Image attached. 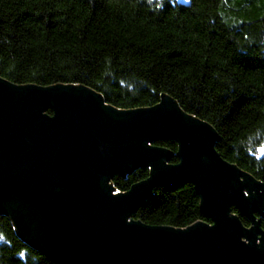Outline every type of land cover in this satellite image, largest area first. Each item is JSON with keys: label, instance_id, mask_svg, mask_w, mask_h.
Returning <instances> with one entry per match:
<instances>
[{"label": "water", "instance_id": "1", "mask_svg": "<svg viewBox=\"0 0 264 264\" xmlns=\"http://www.w3.org/2000/svg\"><path fill=\"white\" fill-rule=\"evenodd\" d=\"M161 139L178 141V162L155 144ZM219 139L168 95L148 108L119 110L85 86L0 77V212L57 264H264L256 216L264 213V182L225 160ZM141 166L150 176L129 190L107 183ZM186 182L210 222L175 228L132 217L157 187Z\"/></svg>", "mask_w": 264, "mask_h": 264}, {"label": "trees", "instance_id": "2", "mask_svg": "<svg viewBox=\"0 0 264 264\" xmlns=\"http://www.w3.org/2000/svg\"><path fill=\"white\" fill-rule=\"evenodd\" d=\"M5 0L0 77L16 85L85 86L119 110L172 97L218 132L216 149L264 182V0ZM47 112L52 113L49 109ZM179 161L176 140L155 142ZM141 166L107 182L125 192ZM244 226L251 220L233 207ZM264 229V213L256 212ZM132 217L187 228L210 222L195 186L157 187ZM0 264H57L0 212Z\"/></svg>", "mask_w": 264, "mask_h": 264}, {"label": "snow or ice", "instance_id": "3", "mask_svg": "<svg viewBox=\"0 0 264 264\" xmlns=\"http://www.w3.org/2000/svg\"><path fill=\"white\" fill-rule=\"evenodd\" d=\"M5 2V0H0V5H2ZM149 2H151V0H149ZM185 3H187V0H185ZM227 3V0H225V4ZM262 75H264V73H262ZM119 191V189H117V192ZM137 219H139L137 217Z\"/></svg>", "mask_w": 264, "mask_h": 264}]
</instances>
